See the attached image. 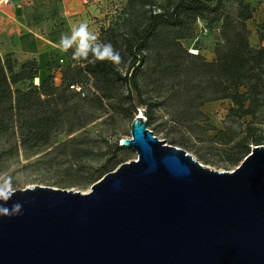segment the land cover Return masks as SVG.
<instances>
[{
	"label": "trees",
	"instance_id": "trees-1",
	"mask_svg": "<svg viewBox=\"0 0 264 264\" xmlns=\"http://www.w3.org/2000/svg\"><path fill=\"white\" fill-rule=\"evenodd\" d=\"M108 1L97 34L122 65L78 63L68 52L41 77L35 58L0 57V141L7 145L0 167L20 150L43 152L37 164L69 181L64 188L92 186L130 160L114 131L139 112L155 137L204 165L238 167L252 147L264 146V19L254 29L259 45H251L249 28L264 0ZM61 5L31 0L23 6L27 27L58 45L69 33ZM198 25L214 39L212 61L197 42ZM191 41L196 46L186 47ZM214 102L228 104L222 129L204 111ZM99 121L111 139L86 132Z\"/></svg>",
	"mask_w": 264,
	"mask_h": 264
},
{
	"label": "water",
	"instance_id": "water-1",
	"mask_svg": "<svg viewBox=\"0 0 264 264\" xmlns=\"http://www.w3.org/2000/svg\"><path fill=\"white\" fill-rule=\"evenodd\" d=\"M137 159L88 193L33 186L0 216V264H264V146L231 172L158 139L141 112Z\"/></svg>",
	"mask_w": 264,
	"mask_h": 264
},
{
	"label": "rangeland",
	"instance_id": "rangeland-1",
	"mask_svg": "<svg viewBox=\"0 0 264 264\" xmlns=\"http://www.w3.org/2000/svg\"><path fill=\"white\" fill-rule=\"evenodd\" d=\"M85 1L86 4H83V6L85 7L86 10L84 15H82L85 17V19L80 18V15L75 17H70V19L72 20V26L78 25L80 22H86L89 25V29L94 33H96L99 25L103 21L105 13L108 11V9L110 10V4H108L110 1L108 0H85ZM119 1L120 0H114V2L116 3ZM261 12H263V10H260L259 13L255 16L254 23L249 24V28L253 32L250 37V43L252 46L258 45L257 38L254 34V29H255V24L261 21L260 19L262 16V14H260ZM198 28L201 31L198 34L199 38L197 42L201 46L202 53L206 57H211L214 39L207 32L203 31L200 28V25H198ZM196 44L197 43L191 41V42H186L185 46L188 48H193V46H196ZM42 72L44 73V70H42ZM227 105L228 104L226 102L224 103L214 102L204 107V111L209 116L211 124L216 128L222 129L223 118L226 113ZM130 125L131 122L120 123L116 128V130L114 131L115 135L120 136L123 139L130 138ZM86 132H88V134L91 137H97L99 134H101L102 136L111 139L110 137L111 130L109 131L105 126H102L100 121L88 126L86 128ZM64 139L65 137L62 135L58 137L59 141H62ZM5 148H7L5 142L0 141V151ZM132 152L133 155L131 156L130 160H136L137 159L136 153L134 151ZM42 155L43 152L35 155H27L22 150H20L17 155L5 160L1 164L0 175L12 176L15 186L18 190H23L33 186H45V187H52L55 189L74 190L81 193H88L90 191L91 186L64 188L65 186H68L70 184L69 181L65 180L60 174L56 173L54 170H47L44 167L42 166L40 167V165L37 164V161L40 159ZM195 159L197 160V158ZM205 166L217 171H226V172H231L236 168V167L224 168L223 165H221L222 167L210 166V165H205Z\"/></svg>",
	"mask_w": 264,
	"mask_h": 264
},
{
	"label": "crops",
	"instance_id": "crops-1",
	"mask_svg": "<svg viewBox=\"0 0 264 264\" xmlns=\"http://www.w3.org/2000/svg\"><path fill=\"white\" fill-rule=\"evenodd\" d=\"M30 1L8 0L6 4H0V57L12 53L20 62L27 58H35L40 65V76L43 77L47 74L46 68L49 61L52 58H57V60L65 62L66 54L59 50L57 44L51 43L37 31L27 27V22L23 15V6L29 4ZM83 4H86L85 0H62L61 15L67 20L68 34H70L72 27L70 17L80 15V18L85 19L82 16L86 10ZM260 14H262L260 19L263 20L264 12ZM262 45L264 46V43ZM213 58L212 47V55L211 57H206V59L212 61ZM42 70H44V73ZM58 78L59 74L56 72V80Z\"/></svg>",
	"mask_w": 264,
	"mask_h": 264
},
{
	"label": "clouds",
	"instance_id": "clouds-1",
	"mask_svg": "<svg viewBox=\"0 0 264 264\" xmlns=\"http://www.w3.org/2000/svg\"><path fill=\"white\" fill-rule=\"evenodd\" d=\"M58 47L63 53L71 52L72 60L78 63L109 62L116 67L124 63L120 52L111 43L102 42L86 22L73 25L70 34H62ZM17 191L12 176L0 175V216L11 218L23 214L21 203L15 202L11 207L7 206Z\"/></svg>",
	"mask_w": 264,
	"mask_h": 264
},
{
	"label": "built area",
	"instance_id": "built-area-1",
	"mask_svg": "<svg viewBox=\"0 0 264 264\" xmlns=\"http://www.w3.org/2000/svg\"><path fill=\"white\" fill-rule=\"evenodd\" d=\"M8 2V0H0V4H6Z\"/></svg>",
	"mask_w": 264,
	"mask_h": 264
},
{
	"label": "bare ground",
	"instance_id": "bare-ground-1",
	"mask_svg": "<svg viewBox=\"0 0 264 264\" xmlns=\"http://www.w3.org/2000/svg\"><path fill=\"white\" fill-rule=\"evenodd\" d=\"M35 83H38V79L35 80Z\"/></svg>",
	"mask_w": 264,
	"mask_h": 264
}]
</instances>
